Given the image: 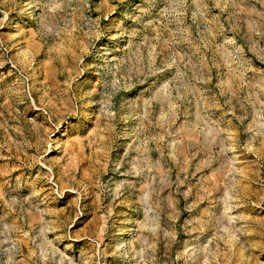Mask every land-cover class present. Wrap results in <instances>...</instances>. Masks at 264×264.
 Returning a JSON list of instances; mask_svg holds the SVG:
<instances>
[{"label": "rangeland", "instance_id": "rangeland-1", "mask_svg": "<svg viewBox=\"0 0 264 264\" xmlns=\"http://www.w3.org/2000/svg\"><path fill=\"white\" fill-rule=\"evenodd\" d=\"M0 264H264V0H0Z\"/></svg>", "mask_w": 264, "mask_h": 264}]
</instances>
